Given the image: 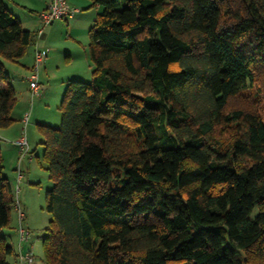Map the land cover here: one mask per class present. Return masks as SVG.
<instances>
[{"label": "trees", "instance_id": "1", "mask_svg": "<svg viewBox=\"0 0 264 264\" xmlns=\"http://www.w3.org/2000/svg\"><path fill=\"white\" fill-rule=\"evenodd\" d=\"M91 81L68 80L59 127L38 124L52 187L45 264L264 261V120L226 111L264 68V0H91ZM35 32L0 0V58ZM1 84H4L2 86ZM17 102L0 61V128ZM239 133L226 143L218 126ZM0 159V264L15 250L13 188Z\"/></svg>", "mask_w": 264, "mask_h": 264}, {"label": "rangeland", "instance_id": "2", "mask_svg": "<svg viewBox=\"0 0 264 264\" xmlns=\"http://www.w3.org/2000/svg\"><path fill=\"white\" fill-rule=\"evenodd\" d=\"M223 4L229 7L228 13L223 16L224 19L232 20L237 15L243 14V7L239 0H224ZM79 10L80 12H88V15H91L88 18L90 19L100 13L102 8L83 6ZM71 22H73L71 19H56L46 26L47 30H51L52 51L49 55L51 57L49 68H40V82L44 85V91L49 93V101L40 99L38 95L33 96L30 90L27 91V80L23 85L26 94H24L22 104L25 103L28 107L27 111L30 112L25 134L30 148L29 152L32 154L31 159L25 156L19 162L18 148L6 141L4 160L1 161L2 175L12 185L13 198L19 201L24 214L23 226L27 227L31 233L30 242L35 247L36 264H41V260L44 261L42 237L48 229L51 219V215L44 209V200L46 191L52 187L46 163L43 160L44 138L38 124L52 127L60 126L61 112L59 106L68 80L75 79L70 78L73 77L72 74L78 75L76 78L78 80L91 81L88 28L92 22L88 20V22L77 23L75 26ZM253 72V79L248 89L232 96L226 111L242 108L255 113L264 120V68L260 64L255 65ZM38 115L46 116L47 122H34V117ZM238 133L239 128L236 125L224 124L216 128L214 137L220 142L226 143ZM1 141L3 139H0ZM17 226L18 216L12 204L10 223L3 231L13 234V229L15 227L16 230ZM8 239L10 240V238ZM252 260L253 264H264V261L254 254Z\"/></svg>", "mask_w": 264, "mask_h": 264}, {"label": "crops", "instance_id": "3", "mask_svg": "<svg viewBox=\"0 0 264 264\" xmlns=\"http://www.w3.org/2000/svg\"><path fill=\"white\" fill-rule=\"evenodd\" d=\"M3 1L7 5V7L12 11V13L21 21L22 26L29 31L35 32L36 37H35L34 42L27 47L24 56L20 58L17 63L0 58V61L2 62L9 76V83L14 88L16 99H17V102L11 111V117L14 119L13 123L9 125L8 127L0 128V139H3L4 141V142L3 141L0 142L1 161L4 160V151H5L4 147H5L6 141L7 143L9 142L12 144V141L16 137L19 136L22 130L21 119H22L24 112H26L28 108L26 107L25 103L22 104L24 94H26L25 90H23V85H25L24 83L27 80V75L31 68L34 50L35 49H46L48 51V56L46 57V59L44 60L43 64L40 67L44 69L46 68L48 69L50 66L51 57L49 55L52 51V46H51L52 41L50 39L51 30H47L46 29L47 27L45 26L40 35H38L36 32V30L40 26L38 15L41 11L47 8L50 0H3ZM67 2L69 3L70 6L76 9L72 17L66 19V20L71 19L73 21L71 22L73 26H75L77 23L88 22V20L93 23L96 15L88 19L91 15H88V12H80L79 8L83 6H85L86 8L92 7V6L99 7L98 5H92L91 0H67ZM71 76L73 77H70V78H78V75L72 74ZM39 79H40V70H39ZM1 85L4 86V84H1ZM28 90H29V87L27 84V91ZM48 94H49L48 92L46 93V91H44V85H43V90L39 95L40 99H43V100L45 99L46 101H49ZM38 121L47 122L46 116L42 117L41 115H38L34 117V122H38ZM3 233L6 239L8 240V242H10L11 245L13 246L15 253H16L17 248H18L19 238L17 237L18 233L16 232L15 227L13 229L14 235L9 232L5 233L4 231ZM8 238H10V240ZM20 246L22 250L28 247H31L34 251V248H35L33 243L30 242V238L27 241L20 242ZM6 259L10 264H15L16 254L7 256ZM41 264H45V262L41 260Z\"/></svg>", "mask_w": 264, "mask_h": 264}, {"label": "built area", "instance_id": "4", "mask_svg": "<svg viewBox=\"0 0 264 264\" xmlns=\"http://www.w3.org/2000/svg\"><path fill=\"white\" fill-rule=\"evenodd\" d=\"M76 9L69 5L67 0H50L47 8L41 11L38 15L40 26L36 30L37 34L40 35L45 26L51 24L56 19H68L71 18ZM48 56L46 49H35L33 53V64L27 75L28 86L33 96H39L43 90V84L39 79V70L44 60ZM30 117V112H24L21 122L22 130L18 137H16L12 144L18 148L19 162L27 156L31 159L32 154L29 152V144L25 134V128ZM14 208L18 216L17 233L19 238L18 248L16 251V262L15 264H36L34 251L31 247L24 250L21 249L20 242L27 241L30 238V231L27 227L23 226L24 214L20 207L18 200L14 199Z\"/></svg>", "mask_w": 264, "mask_h": 264}]
</instances>
